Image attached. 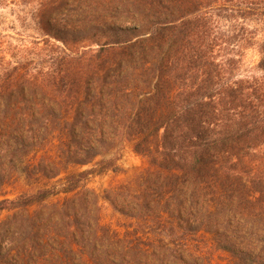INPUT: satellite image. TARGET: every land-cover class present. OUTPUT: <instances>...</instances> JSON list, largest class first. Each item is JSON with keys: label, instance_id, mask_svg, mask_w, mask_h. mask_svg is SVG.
I'll return each instance as SVG.
<instances>
[{"label": "trees", "instance_id": "obj_1", "mask_svg": "<svg viewBox=\"0 0 264 264\" xmlns=\"http://www.w3.org/2000/svg\"><path fill=\"white\" fill-rule=\"evenodd\" d=\"M7 5L39 37L0 32V264H264V0Z\"/></svg>", "mask_w": 264, "mask_h": 264}, {"label": "rangeland", "instance_id": "obj_2", "mask_svg": "<svg viewBox=\"0 0 264 264\" xmlns=\"http://www.w3.org/2000/svg\"><path fill=\"white\" fill-rule=\"evenodd\" d=\"M13 8V9H12ZM27 9L23 7L14 8L12 5L0 7V32L2 35H11L17 39H24L27 42H32L37 39L39 36L36 33L33 23L29 20L27 16ZM26 15V16H25ZM250 24L251 28H256V25L253 23ZM2 40L0 38V47ZM33 48V46L31 47ZM39 57H35V60H38ZM39 61V60H38ZM258 56L253 49H249L244 53L243 62L241 67L242 75L255 74L254 67L257 64ZM118 153L114 154L115 156ZM120 158L118 162V168L115 173L109 172L103 176H95L89 178L86 182L87 188L94 190L98 195L102 196L103 192L109 187L124 185L129 183V181L137 174L142 172L146 167V163L143 159L136 156L130 148L126 147L120 153ZM83 168L82 170H85ZM9 194L8 198H11L15 192L12 189H7ZM57 202V199H50L47 204H54ZM100 215L101 222L104 225H110L113 228L117 226L125 225L124 219L114 214L110 206L104 201H100ZM3 216H0L2 219ZM217 261L225 260V255L218 254L216 255Z\"/></svg>", "mask_w": 264, "mask_h": 264}]
</instances>
